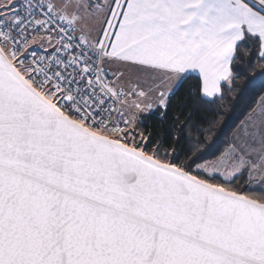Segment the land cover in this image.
<instances>
[{
  "label": "water",
  "instance_id": "1",
  "mask_svg": "<svg viewBox=\"0 0 264 264\" xmlns=\"http://www.w3.org/2000/svg\"><path fill=\"white\" fill-rule=\"evenodd\" d=\"M0 264H264V203L91 132L0 48Z\"/></svg>",
  "mask_w": 264,
  "mask_h": 264
},
{
  "label": "crops",
  "instance_id": "2",
  "mask_svg": "<svg viewBox=\"0 0 264 264\" xmlns=\"http://www.w3.org/2000/svg\"><path fill=\"white\" fill-rule=\"evenodd\" d=\"M45 1L53 7L50 0ZM114 1L121 6L107 26L104 22L102 28H108V32L106 29L101 40H91L103 47L105 66L114 74V81L120 86L118 68L125 66L167 74L171 84L163 101L155 107L147 104L148 110L131 106L128 100V121L134 118L132 113L141 115L165 103L189 74L199 78L203 98L218 95L221 85L231 77L236 48L246 38L257 40L259 55L264 56V11L246 0ZM256 1L264 7V0ZM225 155L243 158L249 163L248 169L263 171L264 179V93L233 131L229 146L220 156L206 161H218Z\"/></svg>",
  "mask_w": 264,
  "mask_h": 264
},
{
  "label": "built area",
  "instance_id": "3",
  "mask_svg": "<svg viewBox=\"0 0 264 264\" xmlns=\"http://www.w3.org/2000/svg\"><path fill=\"white\" fill-rule=\"evenodd\" d=\"M246 1L264 11L256 0ZM35 38L42 40L40 47L31 46ZM0 48L62 114L129 144L117 137L128 129L125 104L136 91L117 85L104 64L103 47L78 34L45 0H15L13 10L0 16Z\"/></svg>",
  "mask_w": 264,
  "mask_h": 264
},
{
  "label": "trees",
  "instance_id": "4",
  "mask_svg": "<svg viewBox=\"0 0 264 264\" xmlns=\"http://www.w3.org/2000/svg\"><path fill=\"white\" fill-rule=\"evenodd\" d=\"M200 87L197 76L186 75L167 97L164 107L139 115L136 121L140 141L134 145L197 177L195 166L221 155L233 131L264 93V56L259 55L257 40L246 38L237 46L231 77L221 85L218 95L205 99ZM243 178L238 175L233 183ZM237 189L229 190L247 195L246 187ZM253 194H257L254 199L264 203V188L253 190Z\"/></svg>",
  "mask_w": 264,
  "mask_h": 264
},
{
  "label": "rangeland",
  "instance_id": "5",
  "mask_svg": "<svg viewBox=\"0 0 264 264\" xmlns=\"http://www.w3.org/2000/svg\"><path fill=\"white\" fill-rule=\"evenodd\" d=\"M14 2L15 0H0V16L8 15L13 10ZM50 3L58 14L68 19L74 29L80 35L88 37L87 40L90 39L89 41L104 38L106 29L108 32V28H102L104 22L107 26L110 20L114 19L118 14L121 6L120 3H115L114 0H50ZM41 43V39L35 38L31 46L40 47ZM104 64H106L105 55ZM118 69L119 75L125 76H120L121 82L117 78L120 86L126 92L135 90L137 93L129 98L131 106L142 110H148L145 107L147 104L152 107L162 102L165 91L171 87L170 78H168L167 74L144 68H129L125 66H121ZM138 114L140 113L131 114V117L134 116V118L128 121V129L124 134H120L117 137L133 147L140 141L136 121ZM225 165H227L226 170L224 169ZM248 167L249 163L243 158H233L230 155H225L220 157L218 161L201 162L195 166L194 170L199 177L209 182L220 184L225 188L238 190L237 188L239 187H246L244 193L252 198H257V194H253V190L264 188V179L261 177L263 171H252ZM238 175L244 178L238 183H233L234 178Z\"/></svg>",
  "mask_w": 264,
  "mask_h": 264
}]
</instances>
